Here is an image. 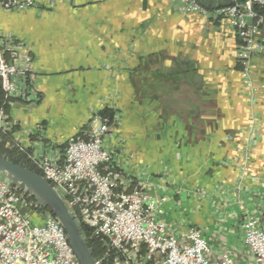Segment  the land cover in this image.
I'll use <instances>...</instances> for the list:
<instances>
[{
	"label": "crops",
	"instance_id": "crops-1",
	"mask_svg": "<svg viewBox=\"0 0 264 264\" xmlns=\"http://www.w3.org/2000/svg\"><path fill=\"white\" fill-rule=\"evenodd\" d=\"M0 33L34 58L40 100L9 108L13 136L33 156L58 155L66 138L112 108L105 146L129 189L166 197L158 217L179 240L198 229L212 262L227 251L252 264L243 222L253 214L264 225V51L252 58L262 87L250 98L235 29L171 0L0 7ZM257 37L264 43V27Z\"/></svg>",
	"mask_w": 264,
	"mask_h": 264
},
{
	"label": "built area",
	"instance_id": "built-area-1",
	"mask_svg": "<svg viewBox=\"0 0 264 264\" xmlns=\"http://www.w3.org/2000/svg\"><path fill=\"white\" fill-rule=\"evenodd\" d=\"M56 1L71 0H0V7L20 11ZM171 1L186 12L223 18L235 29L242 86L252 98L262 87L255 79L252 58L264 51V43L257 37L264 27V14L257 13L253 6H264V0H231L212 9L197 0ZM33 61L20 41L0 33V90L10 106L18 100H39ZM9 114L0 110V134L9 132L18 148L74 210L82 226L89 229L90 236L105 241L108 250L95 258L97 263L111 258V264H238L227 251L212 262L208 242L196 228H189L183 240L176 238L158 217L166 197H152L140 184L129 189L131 182L122 181L112 163L111 150L105 146L115 117L109 121L97 115L98 124L66 138L58 155L43 153L35 157L13 136L17 126ZM25 208L33 210L37 223ZM243 230L252 264H264V225L257 216L247 214ZM0 264H80L58 220L1 177Z\"/></svg>",
	"mask_w": 264,
	"mask_h": 264
},
{
	"label": "water",
	"instance_id": "water-1",
	"mask_svg": "<svg viewBox=\"0 0 264 264\" xmlns=\"http://www.w3.org/2000/svg\"><path fill=\"white\" fill-rule=\"evenodd\" d=\"M0 174H3L15 189L33 198L36 206L50 210L63 227L80 264H99L93 255V249L87 243L82 224L74 210L68 208L63 198L43 175L1 154ZM32 221L37 223L36 219Z\"/></svg>",
	"mask_w": 264,
	"mask_h": 264
},
{
	"label": "trees",
	"instance_id": "trees-1",
	"mask_svg": "<svg viewBox=\"0 0 264 264\" xmlns=\"http://www.w3.org/2000/svg\"><path fill=\"white\" fill-rule=\"evenodd\" d=\"M230 1L231 0H229V2L227 4H229ZM199 3L202 6H204L201 2H199ZM204 7H206V6H204ZM206 8H208V7H206ZM253 9L257 13L264 14V6H260V5L255 4L253 6ZM9 108H10V105L8 103H6L4 96L0 90V110L2 109L4 112H9ZM98 115L101 116L102 118H108L109 121H112L115 117V112L112 108L104 107L98 112ZM5 141H6V138L2 139L0 142V154L1 155L7 157L8 159L12 160L15 163H19V164H21V165H23V166H25V167L33 170V171H36L42 175V172L36 166H34L33 164H29L26 161L25 155L20 154L15 150H8L4 146ZM29 199L33 200V198H31V197H29ZM40 209L43 211H47V212L51 213L50 210L47 208L44 209V208L40 207ZM82 231L84 232V234L86 236V240H87L88 245L93 249V255L95 258H99L105 252H107L108 249H107L106 243L101 237H97V236L91 237L89 234V229H87L84 226H82ZM101 264H111V258H109L108 260H104L103 262H101Z\"/></svg>",
	"mask_w": 264,
	"mask_h": 264
},
{
	"label": "rangeland",
	"instance_id": "rangeland-1",
	"mask_svg": "<svg viewBox=\"0 0 264 264\" xmlns=\"http://www.w3.org/2000/svg\"><path fill=\"white\" fill-rule=\"evenodd\" d=\"M222 6V5H221ZM219 7V6H218ZM206 8V7H205ZM213 8H215V7H213ZM29 9V8H28ZM208 9H212V8H209L208 7ZM25 10V9H24ZM11 37H14V36H11ZM15 38V37H14ZM16 39V38H15ZM16 40H18V39H16ZM18 41H20V40H18ZM21 42V41H20ZM22 43V42H21ZM23 44V43H22ZM24 45V44H23ZM25 46V45H24ZM26 47V46H25ZM30 53V52H29ZM31 54V53H30ZM32 55V54H31ZM33 56V55H32ZM241 74V73H240ZM39 95V100H40V94H38ZM38 100V101H39ZM19 101V100H18ZM37 101V102H38ZM8 113V112H7ZM0 138H1V140L2 139H4V138H6V141H5V143H4V146L8 149V150H15V151H17L18 153H20V154H23V155H25V157H26V161L29 163V164H33L32 162H30V160H28V158H27V156H26V154H24V152H22L19 148H18V146H17V143H15L12 139H11V136L9 135V132L8 133H6V134H3V133H1L0 134ZM1 142V141H0ZM34 165V164H33ZM35 166V165H34ZM0 177L2 178V179H6L5 178V176L3 175V174H0ZM26 210L28 209V208H25ZM25 210V211H26ZM27 213H28V215H30L31 216V218L32 219H36V215L33 213V210H30V209H28L27 210Z\"/></svg>",
	"mask_w": 264,
	"mask_h": 264
}]
</instances>
